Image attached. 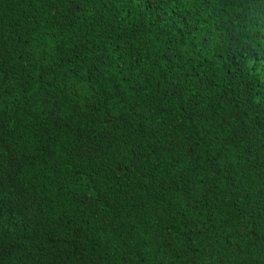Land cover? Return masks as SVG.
<instances>
[{
    "label": "trees",
    "instance_id": "16d2710c",
    "mask_svg": "<svg viewBox=\"0 0 264 264\" xmlns=\"http://www.w3.org/2000/svg\"><path fill=\"white\" fill-rule=\"evenodd\" d=\"M0 264H264V0H0Z\"/></svg>",
    "mask_w": 264,
    "mask_h": 264
}]
</instances>
